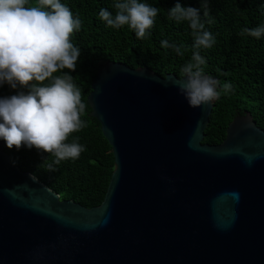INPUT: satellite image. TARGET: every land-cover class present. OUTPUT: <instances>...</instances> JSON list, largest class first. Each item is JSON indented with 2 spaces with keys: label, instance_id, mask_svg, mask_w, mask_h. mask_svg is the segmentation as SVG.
Segmentation results:
<instances>
[{
  "label": "water",
  "instance_id": "water-1",
  "mask_svg": "<svg viewBox=\"0 0 264 264\" xmlns=\"http://www.w3.org/2000/svg\"><path fill=\"white\" fill-rule=\"evenodd\" d=\"M175 78L97 66L87 103L113 154L98 205L61 199L0 140V264H264V130L246 111L203 143L213 102L191 108Z\"/></svg>",
  "mask_w": 264,
  "mask_h": 264
},
{
  "label": "trees",
  "instance_id": "trees-1",
  "mask_svg": "<svg viewBox=\"0 0 264 264\" xmlns=\"http://www.w3.org/2000/svg\"><path fill=\"white\" fill-rule=\"evenodd\" d=\"M67 4L75 16L82 20V27L75 32L72 42L81 49L75 72L70 73L82 90L87 104L83 118L88 127L74 136L86 150L78 159L64 160L54 164V157L26 146L4 149L11 162L18 168L32 173L39 181L57 192L61 199H72L86 207L98 205L105 194L113 169V154L104 137L99 122L90 115L87 96L97 66L107 60L124 63L131 68L146 66L155 73L180 75L181 67L192 56L194 41L189 22L170 20L169 9L177 0H140L160 11L153 28L144 39H138L128 26L112 28L99 18L101 8L115 14V0H61ZM182 6H192L201 10L205 29L215 37L210 49L200 48V55L206 60L205 74L218 79L221 84L230 82L233 91L221 92L213 101L209 122L204 130L203 143L218 144L224 137L227 124L236 115L250 112L256 124L264 130V35L256 38L241 35L245 27L255 28L264 25V0H179ZM207 7V23L203 12ZM169 44L186 45L184 56L178 55L171 47L164 48L161 41ZM64 71H68L65 69ZM27 91L17 86L13 89L5 83L0 86V97ZM53 163L55 170H49Z\"/></svg>",
  "mask_w": 264,
  "mask_h": 264
},
{
  "label": "clouds",
  "instance_id": "clouds-1",
  "mask_svg": "<svg viewBox=\"0 0 264 264\" xmlns=\"http://www.w3.org/2000/svg\"><path fill=\"white\" fill-rule=\"evenodd\" d=\"M115 14L101 8L99 18L107 26L120 29L128 26L138 39H144L153 28L159 13L157 7L140 0H115ZM168 18L186 20L194 38L191 59L172 80L191 108H199L231 93L233 85L221 82L204 72L206 60L198 51L210 49L215 37L205 29L201 10L182 6L177 0ZM207 23V7L203 12ZM82 27V20L61 0H0V86L5 83L27 91L0 97V140L9 149L35 148L54 157V164L78 159L86 150L80 137H69L88 127L83 118L87 104L81 88L70 74L76 71L81 49L72 42V35ZM241 35L260 38L264 25L243 28ZM164 48H173L181 57L186 45L161 41ZM67 69L68 71H64ZM53 163L49 170H55Z\"/></svg>",
  "mask_w": 264,
  "mask_h": 264
}]
</instances>
